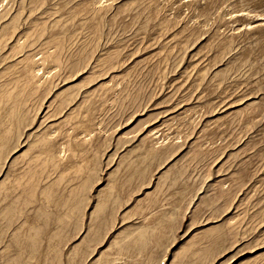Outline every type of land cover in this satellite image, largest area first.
<instances>
[{
  "label": "rangeland",
  "instance_id": "obj_1",
  "mask_svg": "<svg viewBox=\"0 0 264 264\" xmlns=\"http://www.w3.org/2000/svg\"><path fill=\"white\" fill-rule=\"evenodd\" d=\"M0 264H264V0H0Z\"/></svg>",
  "mask_w": 264,
  "mask_h": 264
},
{
  "label": "bare ground",
  "instance_id": "obj_2",
  "mask_svg": "<svg viewBox=\"0 0 264 264\" xmlns=\"http://www.w3.org/2000/svg\"><path fill=\"white\" fill-rule=\"evenodd\" d=\"M54 244V243H53ZM27 247V246H26Z\"/></svg>",
  "mask_w": 264,
  "mask_h": 264
}]
</instances>
